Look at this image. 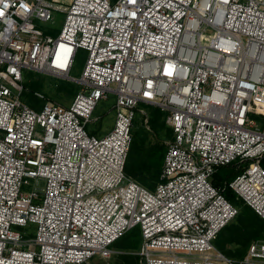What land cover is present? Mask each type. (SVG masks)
<instances>
[{"label":"built area","instance_id":"obj_1","mask_svg":"<svg viewBox=\"0 0 264 264\" xmlns=\"http://www.w3.org/2000/svg\"><path fill=\"white\" fill-rule=\"evenodd\" d=\"M55 12L53 35L40 23ZM24 69L79 90L34 108ZM109 93L112 126L89 132ZM143 104L172 130L153 189L125 172ZM263 158L264 0H0V264H93L136 226L143 264H238L213 243L238 208L211 176L246 162L228 186L264 218ZM254 261L264 241L242 262Z\"/></svg>","mask_w":264,"mask_h":264},{"label":"trees","instance_id":"obj_2","mask_svg":"<svg viewBox=\"0 0 264 264\" xmlns=\"http://www.w3.org/2000/svg\"><path fill=\"white\" fill-rule=\"evenodd\" d=\"M80 54L81 52H79L77 58ZM67 88H69L67 91L72 94L75 93V87L69 86ZM143 105L149 109L146 121L149 129H144V122L137 123L138 119L135 116L131 129L132 139L125 163V172L145 187L153 189L159 180L165 153V146L160 143L162 141L160 128L162 123L160 121L163 116L160 113L162 111L160 108L152 104ZM135 125L137 127H134ZM143 131L147 135L150 134L156 141L146 143ZM246 164V162L236 160L218 166L211 176L212 184L220 187L225 197L238 208L237 214L218 232L213 243L217 249L228 257L235 259L238 264H248L239 261L246 255L251 243L264 241V218L245 204L242 199L238 198L232 188L228 186V182L240 173ZM261 164L264 167V158L261 160ZM140 242V228L137 226L116 239L111 246L116 251L117 249L123 251L111 256L113 258L112 264H143L141 255L137 253Z\"/></svg>","mask_w":264,"mask_h":264},{"label":"rangeland","instance_id":"obj_3","mask_svg":"<svg viewBox=\"0 0 264 264\" xmlns=\"http://www.w3.org/2000/svg\"><path fill=\"white\" fill-rule=\"evenodd\" d=\"M63 19H64V13L55 12L54 22L40 23V28H42L46 32H51L53 35H56L62 26ZM83 63H84V52L82 51L80 56L76 59V62L70 74L72 76H78L82 69ZM22 76H23L22 77L23 90L20 94V99L34 108H39L46 99L55 100L63 104H68L72 100L76 92L79 90V84L67 77H57L54 75H50L44 72L34 71L31 69H24L22 72ZM69 86H72L73 88L75 87V93L72 94L70 91H67V89L69 90V88H67ZM36 91L43 93L45 98L40 99L39 97H37L34 94ZM114 101H115V95L112 93H109L107 98L100 99L98 105L93 111L92 119L86 125V129L89 132H93L97 135H103L110 129L114 120V111L112 109ZM140 106L144 109V111H146L147 113L149 112V109L145 105H140ZM160 113L163 116L162 120L160 121L162 123L160 127L162 133L161 134L162 141H160V143H163L164 146L166 147V141L170 138L171 129L166 123V112L161 111ZM136 119H138L137 123H141V121L144 122L145 124L144 129L146 130L149 129V125L145 121V116L141 112L137 113ZM134 127H137V125H135ZM143 135H145L144 139L148 144L154 143L156 141L154 140V138L151 137L150 134L147 135L146 132L144 131H143ZM32 182L33 181L31 179L29 185L25 186L24 189L29 190L30 188H32L33 186ZM34 227L35 226L33 224H30L27 227L22 228L21 230L22 231L26 230V235L27 234L29 235L33 233ZM122 251L123 250L121 249H117V251L114 254H117ZM112 260H113L112 257L107 259L95 258L93 260V264H112ZM242 261L243 259L240 260L239 262L241 263ZM251 264H264V262L254 261Z\"/></svg>","mask_w":264,"mask_h":264}]
</instances>
